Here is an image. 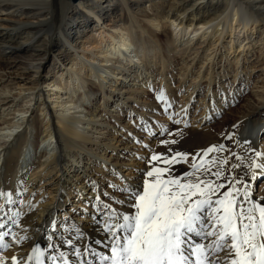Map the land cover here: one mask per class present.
<instances>
[{"label":"bare ground","instance_id":"obj_1","mask_svg":"<svg viewBox=\"0 0 264 264\" xmlns=\"http://www.w3.org/2000/svg\"><path fill=\"white\" fill-rule=\"evenodd\" d=\"M253 56L255 68L245 71ZM15 79L30 92L19 103L15 93L8 98L10 90L3 85L7 93L0 96V225H5L0 232L7 233L0 240L7 245L0 247V257L6 264L12 255L26 260L36 243L46 251L52 219L77 211L67 206L71 197L77 196L73 205L82 210L96 196L108 203L100 196L106 173L129 178L121 167L132 166V184L142 185L147 156L125 161L124 154L140 130L151 129L159 111L186 118L198 101L193 107L200 105L202 124L210 120L209 109L228 113L216 129H203L194 148L199 152H188L187 162L172 165V175L192 172L191 157L203 155L210 145L247 154L242 141L237 146L236 137L228 138L233 131L254 151H264L258 143L264 132V0H0V84ZM156 91L163 97L159 105ZM8 107L18 114L4 119ZM37 107L44 121L30 117ZM27 112L24 119L21 114ZM237 122L241 127L234 130ZM36 123L41 150L31 139ZM235 163L228 157V167ZM256 185V197L264 196V179ZM36 188L44 196L48 190L50 199L33 197ZM88 192L93 195L83 197ZM113 207L121 208L118 201ZM127 208L125 203L122 210ZM56 229L51 243L60 248L73 235L83 234L85 243L104 238L90 216L87 223L72 225L59 220Z\"/></svg>","mask_w":264,"mask_h":264},{"label":"snow or ice","instance_id":"obj_2","mask_svg":"<svg viewBox=\"0 0 264 264\" xmlns=\"http://www.w3.org/2000/svg\"><path fill=\"white\" fill-rule=\"evenodd\" d=\"M157 99L163 101L162 96ZM239 127V122L232 125L234 130ZM232 137L237 146L243 142L247 154L237 155L223 144L210 145L203 155L191 157L193 171L183 176L172 175L171 166L181 159L187 162V152L171 148L172 155L153 152L145 157L150 170L143 174L141 186L123 177L121 195L113 197L121 208L103 203L99 196L95 203L85 202L82 211L96 222L102 240L85 243L83 234L73 235L63 239L60 248L51 243L58 223L54 218L46 251L33 246L26 260L12 255L11 264H32L33 259L45 264L42 257L46 264H264V196L256 197V182L264 179V151H254L238 131L228 138ZM222 152L226 154L221 156ZM210 154L214 155L207 159ZM228 157L236 161L231 167ZM125 203L128 208L122 210ZM6 235L0 232V240ZM0 264H6V258L0 257Z\"/></svg>","mask_w":264,"mask_h":264},{"label":"rangeland","instance_id":"obj_3","mask_svg":"<svg viewBox=\"0 0 264 264\" xmlns=\"http://www.w3.org/2000/svg\"><path fill=\"white\" fill-rule=\"evenodd\" d=\"M133 38H135V40H137L138 39V41L140 42V38H142V37H139V35H137V33L135 32V35H134V37ZM149 55H148V59H149ZM147 58V57H146ZM251 60V62L249 63H247V64H245V65H248L249 67H246V69H244L245 71L246 70H248V68H255V67H253L254 65H256L257 64V58H254V56L252 57V59H250ZM255 63H254V62ZM151 62H154V59H151ZM224 64H226V62H224ZM218 65H220V63H218ZM221 65H222V62H221ZM252 66V67H251ZM194 68V69H193ZM197 65L196 66H194V67H192V70H197ZM222 68V66L220 67V68H218V70L219 69H221ZM255 70V69H254ZM201 72V71H200ZM25 73H27V70H26V72ZM28 73H30V72H28ZM58 73H60V72H58ZM57 73V74H58ZM201 73H203V72H201ZM200 73V74H201ZM206 74H207V72H205L204 73V76L205 77H209V74L206 76ZM174 75H175V77L174 78H177L178 76L176 75V72H174ZM174 78L172 77V79H170V83H171V81H172V85H176V82H174ZM186 79L187 80H189V82H191V79H190V76H188V77H186ZM17 79H15L13 82H12V84H11V82H6V81H4V82H2L1 84H0V96H2V97H4V96H6V95H9L8 96V98L10 99V98H12V96H10L11 95V93L12 94H14V95H16V97L14 98V100L16 101V102H23L24 101V99L25 98H23V96L24 95H27V93H29L30 91H29V89L28 90H25V88H26V86H27V84L26 85H22V83L19 81L18 83H16L15 81H16ZM218 80V76L216 77V79H215V82ZM18 81V80H17ZM46 82H48V81H46ZM45 82V83H46ZM218 82V81H217ZM216 82V83H217ZM14 83H15V85H14ZM44 83V84H45ZM152 83H155V80H153L152 81ZM3 85H7V89L8 90H10V94H6L7 92L5 91V94H3V89H2V87H3ZM108 85V83L106 84V86ZM22 88H24V89H22ZM44 89V95L46 94L47 95V97H48V99H50L51 100V98L53 97L52 95H49V93H48V91H47V89H48V87H44L43 88ZM157 93H156V95H155V99H156V101H158V105H159V103H161L156 97H158V96H160L161 95V93L159 92V91H156ZM98 95H99V93H98ZM102 95V93L100 94V96ZM42 97H43V95H41ZM179 96V94H177V97ZM21 97V98H20ZM98 97V96H97ZM180 97V96H179ZM179 97L177 98L178 100H177V102L179 101ZM8 99V100H9ZM20 100H23V101H20ZM33 102V101H32ZM99 102H101V100L99 99ZM1 103V102H0ZM38 103V102H37ZM36 103V104H37ZM195 103H198V101H194V103H192L191 104V107H190V109H191V113L190 114H188L187 116H186V118L184 117V116H182V114H180V115H175V116H173L171 119L169 118L170 117V114H172V113H170L169 115L168 114H165L164 112H162V111H159V112H157L158 114H157V116H156V118L154 119V121H152V125H151V129L148 131L147 130V128L146 129H142V130H140V132L138 133V137H137V139H139V142H137V139H136V141H135V144L133 145V146H131V144L132 143H130V147H129V149L125 152V154H124V159L123 160H125V161H127V160H129L128 158H131V159H136V160H138V158L139 157H141V156H144V155H146L147 157H149L150 155H151V153H152V151H153V149H154V151L156 150V152L157 153H165L166 155H172V154H174L173 152H170V148L171 149H173V150H178V151H182V152H195L196 151V153H198L199 152V148H196V149H194L195 148V145H196V143H199L197 140L200 138V136H203L202 134H203V129L205 130V129H207L208 127H211L213 130L214 129H216L217 127H218V123H219V121H220V119H222L225 115L226 116H228V113H227V111H224V110H220V113L218 114L216 111H218L217 109L216 110H212V109H207L209 112H210V115H209V121H208V125L209 126H207V124H202V121L204 120V118L205 117H202L201 118V116H200V112H201V110L200 109H198L199 107H200V105H198L197 107H193V105H195ZM241 104V100H239L236 104H235V107L236 106H238V105H240ZM113 105V104H112ZM5 107L7 106V104L6 105H4ZM37 106V105H36ZM210 107H212V106H210ZM2 106H0V113H1V111H2ZM14 108H17V107H15L14 106ZM82 108V107H81ZM38 109V107L37 108H35L34 109V111H33V114H31L30 115V117L31 116H39L38 117V119H41L42 117H44L43 118V121L45 120V117H46V115L44 116V113H41L39 110H37ZM195 109H197V110H195ZM194 110V111H193ZM171 111V110H170ZM195 111H197V112H195ZM9 113L8 115H6V116H4V119L6 118H10L11 119V117H13V115H17L18 113L17 112H12L11 110L9 111V107L6 109V110H4V112H3V115L5 114V113ZM194 112V114H192ZM83 113V112H82ZM81 113V114H82ZM182 113V112H181ZM222 114V115H221ZM3 115H1V116H3ZM21 115H24L23 117H25L24 119H26L28 116H29V112H27L26 114H21ZM167 115V116H166ZM194 115V116H193ZM129 116H130V118H129ZM191 116H193V117H191ZM18 117H22V116H20V115H18ZM22 117V118H23ZM124 117H125V121L127 122L128 120V122L129 123H131V121H133V120H131V115H127V114H125V112H124ZM168 117V118H167ZM196 117V118H195ZM158 118V119H157ZM165 118H166V120H165ZM17 118H15V120H16ZM171 121L170 122V127H169V129L167 130L166 129V126H167V124L169 123V121ZM182 119V120H181ZM179 121V123H176V121ZM159 121V122H158ZM181 121H182V123H181ZM215 122V123H214ZM189 123V124H188ZM202 124V125H201ZM3 126L5 127V125L3 124ZM205 126V127H204ZM131 129V128H130ZM166 129V130H165ZM5 129H3V131H4ZM40 130H41V127L36 123V125H35V128L33 129V131H34V136L31 138L32 139V141H35L34 143H36V145L37 146H35V150H41L42 148H40V146H38V145H40V144H42L41 142H40V139L38 138L39 137V133L38 132H40ZM2 130H1V132H3ZM167 131H169V133H172V135L173 136H171V135H168L167 136ZM153 134H155V135H153ZM3 137V136H2ZM169 137H172L171 139H169V142H171V141H173V140H175L176 141V143L175 144H169L168 146L167 145H161L159 142H160V140L161 139H163V140H166L167 141V139L169 138ZM188 137V138H187ZM1 138V137H0ZM38 138V139H37ZM184 138V139H183ZM177 141H179V142H177ZM196 141V142H195ZM259 142V145L261 144L262 145V149L264 150V132L261 134V136H260V140H258ZM48 143V142H47ZM179 143V144H178ZM144 145H147V147H144ZM42 146H43V144H42ZM157 146H158V148H157ZM174 147V148H173ZM185 149V150H184ZM27 151H29V150H27ZM198 151V152H197ZM170 152V153H169ZM152 164H153V166H160V165H156L155 164V162H152ZM149 170H150V165H149ZM121 171H122V173L124 174V175H126V174H128L129 173V178H132V166H124V167H121ZM106 176H105V178H103V183L101 184L102 185V188L104 189V192L103 193H101L100 194V196H103V197H105L104 196V193H109L110 195L111 194H114V197H120V195H121V193H120V189H121V187H120V183H122V181H123V176H116V174H114V173H110V172H108V174L106 173L105 174ZM131 175V176H130ZM110 176V178H107V177H109ZM113 185L114 187L113 188H109V185ZM41 189L42 188H39V189H34V191H36L35 192V194L33 193V197L36 195V194H40L39 196V198H41L42 197V199L43 198H49L50 199V196H51V194H48L49 193V191L47 190V194H46V196H44V194L46 193L44 190H42L41 191ZM83 195V197H86V196H92L93 194L92 193H90L89 194V192L87 193V194H85V193H83L82 194ZM106 199H107V201H108V203H110V204H112V205H114L115 204V202L116 201H114L113 200V196L111 197V196H108V197H105ZM77 200V196H74V197H71L70 198V202L69 203H71V206H70V204L69 205H67V206H69L68 208H71V209H76L77 211L75 212V213H72V215L70 216V215H68V216H66V217H63V216H59L58 217V221L60 220V223H65V224H69V225H72V223L73 222H78L79 221V223H87V221H88V218H89V215H85L84 213H83V211H82V208L81 207H79V206H74L73 204L75 203V201ZM74 201V202H73ZM66 209H67V207H66ZM83 214V215H82ZM84 216V217H83Z\"/></svg>","mask_w":264,"mask_h":264},{"label":"water","instance_id":"obj_4","mask_svg":"<svg viewBox=\"0 0 264 264\" xmlns=\"http://www.w3.org/2000/svg\"><path fill=\"white\" fill-rule=\"evenodd\" d=\"M72 2H75L76 0H71Z\"/></svg>","mask_w":264,"mask_h":264}]
</instances>
